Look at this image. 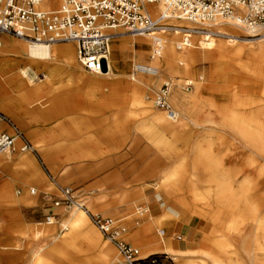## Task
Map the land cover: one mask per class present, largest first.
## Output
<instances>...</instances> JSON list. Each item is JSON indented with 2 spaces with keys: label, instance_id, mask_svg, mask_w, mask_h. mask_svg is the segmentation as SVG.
Listing matches in <instances>:
<instances>
[{
  "label": "rangeland",
  "instance_id": "1",
  "mask_svg": "<svg viewBox=\"0 0 264 264\" xmlns=\"http://www.w3.org/2000/svg\"><path fill=\"white\" fill-rule=\"evenodd\" d=\"M62 1L55 0L51 7L59 6ZM44 5L46 9L50 8L47 3ZM158 10H160L159 6L153 14L157 15ZM239 35L240 37L229 36V39L217 37V43L225 44L231 49L234 46H250L249 43L235 41L236 39H255L248 37L243 31H240ZM169 36V33L165 35L166 38ZM117 37L122 38V41L128 39V44H132L135 40L131 33L117 35ZM139 37L146 38L145 36ZM174 37V46H176L180 35ZM199 38L195 37L196 47ZM149 41L150 45L146 46V51L143 52L146 61L142 63L147 65L153 61V43L151 39ZM56 44L72 45L76 60L75 72L72 73L68 67L62 65L50 82L41 81L40 76V79L37 78L35 82L20 89L18 82L24 80L23 78L14 76L12 80L10 73L6 74L9 69L0 70V109L23 130L37 149L35 155L31 152L0 155L2 162L7 159V156L12 157L10 163L0 166V264H26L25 252L28 250V245L30 247L35 245L37 240L43 236L45 226H50L54 232L66 233L61 225V217L65 214L64 212L73 210L75 206L69 208L54 206L53 200L60 195L58 185L74 188L79 197L87 202L92 213L126 218L130 229L136 227L139 221L142 222V226L145 224L144 220L148 218L147 213L143 216L141 214L132 216L137 208L148 206L139 189L153 187L152 181L169 170L178 168L181 171L182 169L179 168L181 162L186 164L183 165L185 166L183 167L184 182L180 184L183 190L180 193L175 192L174 185H169L167 191L163 190L160 193H169L173 199L179 196L189 197L190 187L186 181L193 171L194 161H196L194 159L197 156L193 150H190L188 154L183 144L188 139L191 141L190 137L195 141L193 139L196 138L195 134L205 135L199 138V141L205 143L207 147L212 146L216 140L218 141L216 152L222 153V158L217 157L210 162L215 168L214 175L216 179L231 184L236 190H240L241 186L240 191L244 194V198L237 209L222 208L218 204L212 207L217 213L215 222L198 214H194L188 220H182L190 222L192 218L198 217L207 222V229L203 235V239L206 238V240L203 246L200 243L189 245L188 248L207 246V249H212L211 240L213 238L220 243L218 248H223L227 253L229 259L224 264H264V244H262L263 248L260 247L263 239L260 235L253 239L255 234H252V225L245 221L246 214L241 215L240 223L235 227H227L237 213L242 214L246 211L249 201L257 206L258 214L264 217V159L260 158L257 151L250 145V140L249 142L244 141L242 136L235 131V129L246 131L253 138L259 133H264V72L262 71L264 64L256 57L246 55L240 57L245 65L239 64L230 57L220 62H213L210 61V52L196 47L189 48L180 51L185 54L195 51L193 63L188 66L191 69L189 74L184 72L185 65L177 63L176 68L180 73L164 72L151 85H145L135 79L137 70L124 76L89 73L81 67L77 60L75 43L59 42ZM114 47L113 39L112 49L116 52ZM43 65L38 66L37 74L44 73ZM1 74H6L7 78L3 80ZM81 76L85 80H96L97 84L83 81ZM195 77L197 79L201 77V80L211 85L212 88L203 93L199 104L192 105L191 99L195 86L186 90L185 81ZM168 79L173 82L169 102L177 112L180 110L187 115L189 106L204 108V112L199 110V112L190 113L193 118L202 120V128L199 132L198 127H191L184 135L185 140L175 139L181 148L180 155L172 154L171 160L166 159L164 166L152 175L144 172L145 166L151 163L154 157L158 155L164 157V155L157 151L152 142L158 138L155 134V131H158L157 126L153 127L139 100L146 101L154 107L156 112H162L167 116L163 110L155 106L153 96ZM177 89L181 96L190 101L173 102L172 96ZM27 129L35 134L34 139L38 140L40 145L35 144L33 137L28 135ZM183 134L184 132H181V136ZM167 138L172 139L170 136ZM244 142L247 147L242 145ZM78 144L81 145L80 149L75 147ZM56 148L58 150L62 148V151L60 160L52 165L53 168H57V171H53L44 160L41 151L45 149L50 152ZM209 152L210 150L205 151L201 158L198 157L200 158L198 160L203 164L209 162ZM184 155L187 161H181V156L185 157ZM30 156L32 159H26ZM160 160L156 159L155 164ZM59 162H63L65 166L58 164ZM249 162L255 165H250ZM67 165H70L74 173L68 176L67 171L61 175L60 171H63ZM78 168L79 172H77ZM76 175H80L81 178L76 179ZM3 185H6L5 188H1ZM31 188H35L36 193H31ZM18 189H22L23 192L18 194ZM12 196L17 199L33 198L34 202L19 205L13 210L6 203ZM51 214L56 216L48 222V216ZM151 214L156 219L160 218L154 211ZM87 217L101 240L106 241L112 247L116 263L119 255L115 245L98 230L90 217ZM262 226L264 227V224ZM81 239H76L73 251L93 262L97 258V252L93 251L92 242L88 239ZM172 239L177 241L179 235H174ZM151 241L148 240L143 244L150 245ZM134 245L140 247L137 244ZM72 253L75 254V252ZM199 256L190 258L195 260ZM6 259L9 260L6 261ZM194 260L190 264H199ZM166 262L167 264H178L170 255Z\"/></svg>",
  "mask_w": 264,
  "mask_h": 264
},
{
  "label": "built area",
  "instance_id": "2",
  "mask_svg": "<svg viewBox=\"0 0 264 264\" xmlns=\"http://www.w3.org/2000/svg\"><path fill=\"white\" fill-rule=\"evenodd\" d=\"M54 2L0 0V49L4 40L15 38L45 44L74 42L82 68L102 74L109 70L112 40L117 35H152L153 57L161 54L168 33L180 35L176 43L179 51L196 47L195 37L206 41L217 37L229 39L232 35L218 28L224 21L248 37L264 38V0H63L52 8ZM46 3L49 9L43 7ZM152 4L160 6L157 15L149 7ZM172 18L195 27L174 25L169 21ZM172 86V80H166L154 94L153 102L174 120L178 113L169 102ZM193 87L192 80L185 81L186 90ZM27 152L35 153L34 145L0 109V155ZM58 189L60 195L53 200L54 206H75L84 210L98 230L115 245L119 255L115 264H167L169 255L143 257L141 248L125 236L130 231L126 218L92 213L74 188L58 185ZM31 193H36V189L32 188ZM55 216L49 215L48 222Z\"/></svg>",
  "mask_w": 264,
  "mask_h": 264
},
{
  "label": "bare ground",
  "instance_id": "3",
  "mask_svg": "<svg viewBox=\"0 0 264 264\" xmlns=\"http://www.w3.org/2000/svg\"><path fill=\"white\" fill-rule=\"evenodd\" d=\"M43 7H46V6L43 5ZM149 7L153 8L156 11L157 5H154V6L149 5ZM169 21L170 23L177 25V26L195 27L192 23L178 20L176 18H172ZM218 28L223 32L230 33L232 36L240 37L239 35L240 30L236 26L230 24L229 22H225V21L222 22L220 26H218ZM131 34L132 36L135 37V40L134 42H132V45L134 43H138L142 46L150 45L149 40L150 39L152 40V35L150 34L143 35L146 38H140L139 36L141 35H138L135 33H131ZM124 40H125L124 49H126V51L128 52V47L129 45H131V43L128 44V41H129L128 39H124ZM114 41L115 43H117L118 41H120V38L118 37L114 39ZM217 41L218 39H211V41H206L205 38L200 37L199 40L197 41L198 46L196 48L197 49L201 48V49L210 51L213 57V62H220L223 59L229 58V57L232 59L234 58L236 61L240 62L241 61L240 57L243 55H246L248 57H256L258 60H260L264 64V38H260V39L255 38V39H249V40H237V39L235 40V41H243V42L252 43V44L256 42L257 44H253L255 47L253 46V48L251 49L246 48L245 45L234 46L230 49L225 44H218ZM230 41H234V39L233 40L230 39ZM169 42H170L169 37H167L166 40L164 41L163 50L161 54L159 56L153 57L155 44L152 40L153 61L151 62L150 65L137 64L136 77L150 80V79H153L163 74L162 73L163 70L170 72L171 70L170 67L173 65L172 60L174 59V55L172 54V51L176 52L177 48L176 46L173 47V49L169 47ZM55 44L56 43L54 44L35 43L27 39H17V38L13 40L12 39L4 40L3 47L2 49H0V70L4 68L9 69V71L6 72V74L8 75V73H10L12 80L14 79V76L15 77L20 76L21 78H23L24 80L18 82V86L20 89L24 88L29 83L35 82V79L37 78L40 79V76L42 77L43 82H50L52 78L55 76V74L58 72V68L61 67L60 65L55 64L51 67V69L45 70L44 73H41V74H37L36 71L38 70L39 68L38 66L40 64L45 65L49 61H53L54 60L53 58L55 56H59V53L55 50V46H54ZM17 45L18 46L20 45V46L18 47ZM184 54H185L184 52L179 54V59H180L179 61H180V64L185 65L184 71H187L188 66L193 63L192 61L194 60L193 55H195V51L185 54V57L183 56ZM110 63H111V66H110ZM111 68L113 71L112 59L110 57L108 72L110 71ZM262 71L264 72V68H262ZM108 72H103L102 74L108 73ZM5 75L1 74V78H3V80L7 78L5 77ZM191 80L193 81L194 86H195L194 94H196L200 89L199 78L197 79L195 77ZM3 88H5V86ZM8 101H10V99H8ZM139 103L140 104L143 103L142 99L139 100ZM192 112H193V109L190 107L188 114H187V118L190 119L191 121L192 120L195 121V122L192 121L190 123L189 121L184 122L183 115L179 112H177L178 117L174 120L170 118L168 119V116H166L162 112L155 113L154 120H155V123H156L155 125L157 126L156 128L158 131H155V130L154 131H155V134L158 135V138L156 140H152V142L155 145V148L157 149V151L161 153L162 155H164L166 159L171 160L172 154L180 155L181 153V148L179 147L178 142L175 141V139L167 138L166 135L170 133L169 131H171L172 133L173 131L177 130L176 128L179 127L180 125L188 126V125L193 124L194 125L193 127H196V128L198 127V129L201 128L199 126V124H201L200 123L201 119L193 118L190 115V113ZM163 125L165 129H163ZM235 131L242 136L244 141L249 142L250 140L251 141L250 145L253 146V148L257 151V153L259 154V157L264 159V156H263L264 155V133L263 132L259 133V135L254 136L253 138V136L250 137V135H248L246 131L242 132V131H238L237 129H235ZM29 134L32 136L33 133L29 132ZM34 141L36 145H40L38 140H34ZM183 145L186 148L187 153L190 150H193V152H195V155L197 156L196 159H194L196 161H194V165L192 168L193 171L190 173V177L187 179V181L185 180L186 182H188L187 184L190 187L189 189H190L191 195L186 198H182L179 196L176 199L175 198L173 199L172 195H170L169 193L164 194L163 192L162 194L163 197L167 198V201L165 202V204L167 206L171 205L173 208L179 211L180 213L179 219L184 220L186 216H188L190 213H193V214H198L200 216H203L204 218L210 220L211 222H215V220H217V213H215L212 209V207L216 206V204H218L222 208L229 207V208L237 209L239 205H241V202H243V198H244L243 197L244 194L241 193L240 191L241 186L239 187L240 190H236L234 187H232L231 184H226L225 181L216 179L214 175V171H213L215 170V168L213 164H210L211 160H214L218 157L216 153L218 141L216 140L215 142H213L212 146L210 145V147H207L205 143L200 142L199 140H197V142L193 145V143H190L188 139V141H186ZM207 150H210L209 155H208L210 158V161L209 162L207 161L206 164H203L198 159H200L201 156ZM41 153L44 157V160L48 164L49 159H48V156L46 155V153L48 152H46L45 150H42ZM182 153L185 154L186 152H182ZM10 159H12V157L7 156V159L5 161L3 162L0 161V166H5L8 163H10L9 161ZM26 159L29 160V159H32V157L30 156L29 158H26ZM181 161H187V157L181 156ZM218 161L216 162L219 163ZM163 164H164L163 160L162 161L160 160L158 163H156L152 173L153 174L157 173V169H159L160 166H162ZM183 165H186L185 162L184 163L181 162V165L179 166V168L182 169L181 171L178 168L177 169L175 168L174 170H169L168 172H166L159 178L155 179V182H154L155 184L153 187H155L156 192L159 193L160 191H163V190L167 191V188L169 185H174V188H173L174 191L180 193V191L183 190L181 185L184 182L183 169L185 168V166ZM69 167L70 166H67L64 169V173L69 170ZM139 191L142 194L143 198L146 200V196L144 195L145 190H139ZM126 197L127 195L125 196V198ZM246 208H247L246 211H243L242 214L237 213L233 221L230 223V225H227V227L228 228L235 227L238 223H240L241 215L245 213L246 214L245 221L249 222L252 225V228H251L252 234L253 235L255 234L253 239H256V237H259L260 235V237L263 239V242L261 243L260 247L263 248L262 244H264V227L262 225L264 224V217L258 214V208L253 202L249 201L248 204L246 205ZM64 213L65 214H63L61 217V225L63 229L66 230V233L54 232L50 226H45L43 229V233H44L43 236L39 240H37L35 245H33L32 247L28 245V250L25 252L26 253V261H25L26 264H112L113 261L116 259V256L113 252L112 247L106 241L101 240V237L98 235L96 229H94V227L91 226L89 222V218L87 217L88 215H86L85 211L82 210L81 208L75 207L73 210L64 212ZM146 213L148 214L146 215V217L148 218L144 221L145 224H142L141 226V223H140L138 228H144V227L154 228L155 226V228L157 227V230H159V227L162 221H164L167 218L172 217V214L170 212H166L160 218H157V219L153 218L152 215L150 214V210L148 206H146L145 208L144 207L137 208V210L135 211V213L132 214V216L136 214L138 215L141 214V216H143ZM137 224H139V222H137ZM128 233L132 235L134 231H130ZM128 233L125 235L126 237H128ZM78 238L88 239L89 241L92 242L93 251L97 252V258L93 262L88 261L86 257H82L80 256V254H76V251H73V249H75V245H74L75 241ZM211 242H213L212 249H207L205 247L203 250L187 252L192 255L196 253L200 254L201 256H199L198 259L194 260V259L188 258V259L182 260L181 262L180 261L181 259L176 258L175 262L178 264H190L191 261L194 260V261H197L199 264H224L229 259L226 255L227 253L224 251L223 248L221 249L220 247L218 248V244L220 243L217 242L215 239H213ZM161 249L170 251L167 246L165 247L158 246L148 251H142V255L144 257L148 253L156 252ZM72 252H75V254H73ZM247 253L249 254V252ZM154 254H159V253H154ZM7 260L9 259H6V261Z\"/></svg>",
  "mask_w": 264,
  "mask_h": 264
},
{
  "label": "crops",
  "instance_id": "4",
  "mask_svg": "<svg viewBox=\"0 0 264 264\" xmlns=\"http://www.w3.org/2000/svg\"><path fill=\"white\" fill-rule=\"evenodd\" d=\"M169 35H170L169 36V40L171 42V44L169 42V47H171L173 49V47H175L174 46V43H175V37L174 36L177 35V34L173 33V35H171V33H170ZM124 37H126V36H124ZM116 38H118V37L117 36L114 37V39H116ZM122 38H120V41L115 43V47L114 48H115L116 52H114L113 49L111 50L110 57L112 59L113 71H112V68H111L108 73H104L102 75H104V76L111 75V74H116V75H120V76L129 75L134 70H136L137 64L145 63L146 56L143 55V52L146 51V48L149 45L142 46V45H140L138 43H134L133 45L132 44L129 45L128 52H127L126 49H124L125 40L123 42L121 40ZM6 40H10V39H6ZM249 44H250L251 47L248 46V45H245L246 48H248V49L253 48L254 45L252 43H249ZM54 46H55V50L59 53V56H55L53 58L54 59L53 61H49L48 63H46L44 65V67H43L44 68L43 72L45 70L51 69V67L53 65H55V64H58L60 66L65 65L66 67H68L71 70L72 73L75 72L76 60H75V54H74L72 45H70V44H55ZM201 50H203L205 52H210V51L205 50V49H201ZM172 54L174 55V59L172 60V64L173 65L170 67L171 68L170 72H172V73H180L179 69L176 68V64L180 63V61H179L180 60L179 59L180 51H178V50H176V52L172 51ZM76 56H77V46H76ZM209 57H210V61H213V57H212L211 52L209 54ZM237 62L239 64H241V65H245L242 60L240 62L239 61H237ZM110 66H111V63H110ZM164 72H168V71L163 70L162 73H164ZM184 72L189 74L191 72V69L187 68V71H184ZM89 73H91V72H89ZM97 75H100V74H97ZM157 77H155L153 79H150V80H146L144 78H139V77L135 76V79L140 81L141 83H143L145 85H151L153 83V81ZM176 77L179 78V76H176ZM81 78H82L81 80L88 81V82H90V84H97L96 80H90V79L85 80V78L83 76H81ZM41 81H43V80H41ZM199 81H200V89H199V91L196 94L192 95L193 96L192 99H191V104L193 103L192 105L199 104L200 98L202 97L203 93L206 90L212 88L211 85H209L208 83L206 84L205 82H203L201 80V77L199 78ZM175 91H176V92H174L175 94L172 96V101L173 102L176 103L177 101H180L181 103H185L186 101H190L188 98H186L184 96H181L179 94V92H178V89L175 90ZM142 102L143 103H141V105L143 106L144 111L147 112V114L149 116V119L151 120V124L154 127L155 124H156L155 120H154V116H155L156 111L154 110V107L152 105H150L149 103L147 104L146 101L142 100ZM144 102H146V103H144ZM192 109H193L192 113H196V111L199 112V110L201 112H204V108L203 107L201 108V107H198V106H196V107L193 106ZM178 112H180L183 115V121L184 122H188V121H189V123L192 122V121L195 122L194 120L191 121L190 119H188L187 115L183 114L180 110H178ZM201 122H202V120H200V123ZM21 124H22V122H21ZM193 126H194L193 124L192 125H188V126L180 125L179 127L176 128L177 130L173 131L172 133H171V131H169L170 133H168L166 136L167 137L170 136L172 139H184L185 140L186 138H185L184 135L187 133V129H189V128L193 127ZM199 126L202 128V123L199 124ZM201 128H199V130H198L199 132H200ZM163 129H165L164 125H163ZM27 132H28V135H30L29 132L33 133L29 129H27ZM181 132H184L183 136H181ZM178 134H180V137H178ZM188 136H190V135H188ZM195 136H196V138L195 137L193 138L195 141H193L191 139V137H190V140H191L190 143H195L196 140H199V138H202L205 135H203V134L202 135L201 134H195ZM31 137H33V139H34L35 134L33 133ZM34 140H36V139H34ZM31 143H32V141H31ZM242 145L247 147L245 142ZM75 147H77V149H80L81 145L78 144V145H75ZM62 148L59 149V150H58V148H56L55 150L50 151V152H48L47 150L43 149L46 152H48V153H46V155L48 156V159H49L48 165L50 166L51 170H53V171H57V168H53L52 165H54L55 161H59L60 160V156H61L60 153L62 151ZM65 148H66V146H65ZM31 153H33V152H31ZM35 153H37V149H36ZM35 153H33V154L35 155ZM216 153H217L218 157L222 158V155H221L222 153H220V152H216ZM224 153H226V152L224 151ZM81 154H83V153L81 152ZM164 158L165 157H160L159 155L154 157L151 163H147V165L144 168V172H146V173L148 172L147 174H153L152 172H153V169H154V166H155L156 159H161V161L163 160L164 164H165L166 158L165 159ZM9 161L11 162L12 159H10ZM58 164L64 165L63 162H59ZM164 164L162 166H164ZM249 164L250 165H255V164H252L250 162H249ZM67 166H70V165H67ZM162 166H160V168ZM64 169H63V171H60L61 175L64 174ZM73 171L74 170L69 167L68 172L67 173L65 172V173H66V175L70 176V175H72L74 173ZM150 171H151V173H150ZM77 172H79V168H78ZM80 178H81L80 175H76V179H80ZM154 182H155V179L152 181V186H154V184H155ZM4 186H6V185L1 186V188L2 187L5 188ZM11 187H9V188H11ZM139 190H145L144 195L146 196V202H147L148 208L150 210V214L152 213V211H154V212H156L157 217H162L166 212H170L172 214V217L171 218H167L164 221H162V223H161V225L159 227V230H157L155 228H151V227L138 228L140 223H142V222L139 221V224L136 227H133V228L130 229V231H134V233L132 235H130V233H128V237H127L128 240H130L131 243L139 245L141 247L142 251H148V250H150V249H152L154 247H158V246H161V247L162 246L163 247L167 246L169 248V250H170V251H168V250H165V249H163V250L161 249V250H158L156 252L148 253L145 256H148V255L154 254V253L168 254V255H170L173 258L174 261H175L176 258H178V259H181L180 260L181 262H182V260L188 259L187 257L190 258L192 256H199L200 254H198V253L192 255V254H189L187 252L203 250L205 247L204 248H196V247L195 248H188V246L189 245H196V244H200V243L203 246V244H204L203 242L206 240V238L203 239V235L205 234V231L207 229V222L204 221L203 219L198 218V217L192 218L190 222L182 221L183 219H179V217H180L179 211L177 209L173 208L172 206L169 207V206H167L165 204V202L167 201V198L163 197V195H162L163 193H160V192L157 193L156 189L153 188V187H150V188H147V189L145 187H142ZM22 192H23V190L21 189V192L20 193L18 192V194H21ZM32 202H34L33 198H25L24 197V198L17 199L15 196H12V197L8 198V202H6V203H8L10 205V207L13 208V210H15L19 205L30 204ZM193 215H194L193 213H190L189 216H186V218H184V220H188ZM139 218H141V217H139ZM174 235H179V239L177 241L172 239ZM148 240L149 241L152 240L151 244L150 245H144L143 243L148 241ZM212 240H213V238H212ZM6 248H8V247H6ZM113 263H115V260L113 261Z\"/></svg>",
  "mask_w": 264,
  "mask_h": 264
}]
</instances>
